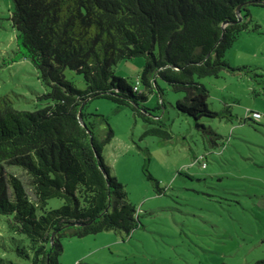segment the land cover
Listing matches in <instances>:
<instances>
[{"label": "trees", "instance_id": "1", "mask_svg": "<svg viewBox=\"0 0 264 264\" xmlns=\"http://www.w3.org/2000/svg\"><path fill=\"white\" fill-rule=\"evenodd\" d=\"M250 5L264 0H12L16 58L31 61L49 101L21 110L0 95V264H62L67 236L137 227L136 206L102 155L113 130L95 135L91 116L98 114L86 110L88 102L100 97L129 107L146 123L143 136L169 138L161 117L144 105L152 93L157 106L164 104L160 78L185 91L175 107L216 139L199 120L234 114L228 105L209 107L201 78L245 67L231 66L226 52L242 31L260 27ZM139 56L134 84L113 71L120 60ZM65 69L82 75L84 89L66 79ZM148 160L143 172L157 185ZM50 198L62 204L47 207Z\"/></svg>", "mask_w": 264, "mask_h": 264}, {"label": "rangeland", "instance_id": "2", "mask_svg": "<svg viewBox=\"0 0 264 264\" xmlns=\"http://www.w3.org/2000/svg\"><path fill=\"white\" fill-rule=\"evenodd\" d=\"M11 10L12 0H0V95L16 109L35 110L48 103L47 88L29 59L16 58ZM249 10L260 27L242 31L226 52L231 66L245 67L201 78L210 91L209 107L228 105L234 114L199 120L219 134L216 139L175 107L185 91L160 78L164 104L157 106L158 94L152 93L144 105L161 117L169 138L143 136L146 123L129 107L100 97L88 102L86 110L98 114L91 116L95 135L113 130L102 151L104 163L123 183L139 222L130 233L63 238L62 264H253L264 258V6ZM143 62L141 56L120 60L113 71L134 84ZM64 74L84 89L80 73ZM247 111L261 117L247 118ZM147 158L157 185L143 172ZM61 204L50 198L47 207Z\"/></svg>", "mask_w": 264, "mask_h": 264}, {"label": "built area", "instance_id": "3", "mask_svg": "<svg viewBox=\"0 0 264 264\" xmlns=\"http://www.w3.org/2000/svg\"><path fill=\"white\" fill-rule=\"evenodd\" d=\"M247 115H250V113L248 112ZM251 116L254 117L255 119L260 118V113L257 111L251 112Z\"/></svg>", "mask_w": 264, "mask_h": 264}, {"label": "water", "instance_id": "4", "mask_svg": "<svg viewBox=\"0 0 264 264\" xmlns=\"http://www.w3.org/2000/svg\"><path fill=\"white\" fill-rule=\"evenodd\" d=\"M236 13L238 15V19L240 20L239 7L236 8ZM78 117L81 120L80 114L78 115Z\"/></svg>", "mask_w": 264, "mask_h": 264}]
</instances>
